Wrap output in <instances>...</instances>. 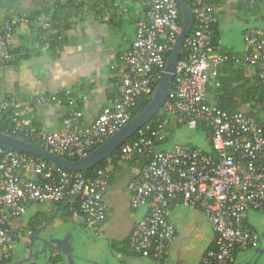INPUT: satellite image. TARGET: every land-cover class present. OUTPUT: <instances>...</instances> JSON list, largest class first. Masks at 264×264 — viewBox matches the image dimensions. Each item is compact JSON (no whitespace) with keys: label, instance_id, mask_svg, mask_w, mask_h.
Returning a JSON list of instances; mask_svg holds the SVG:
<instances>
[{"label":"built area","instance_id":"2783aa9c","mask_svg":"<svg viewBox=\"0 0 264 264\" xmlns=\"http://www.w3.org/2000/svg\"><path fill=\"white\" fill-rule=\"evenodd\" d=\"M64 2L65 0H59ZM81 11L91 6L100 10L108 22L111 8L123 9L121 0H80ZM206 0H192L193 26L183 41L182 57L176 65L173 89L161 107L164 118L144 125L136 138L123 144L115 155L127 163L135 156L148 161L128 185L130 207L147 208L129 238L132 254L155 261L165 259L177 229L169 218L173 201L195 208L206 218L213 234L214 249L207 251L200 264H232L237 249H255L260 243L257 230L248 224L249 212L264 213V121L243 113H227L209 95L220 65L225 62L258 67L264 74V29L249 28L243 36L244 51L223 54L212 45L214 8ZM260 4L264 0H250ZM143 14L135 26L130 48L112 68L120 70L118 95L105 107L96 121L80 123L81 101L70 91L62 96L38 93L30 98L4 96L0 91V114L10 119L12 134L68 160L81 159L113 136L132 118L137 99L149 94L158 84L174 42L181 32L180 9L174 0H141ZM49 28V23L25 15L0 22V73L11 58L12 40L19 25ZM44 104L67 105L70 111L60 131L35 127L26 113ZM175 120L190 130L204 125L208 130L202 150L175 145L162 151ZM204 132V131H203ZM112 161L109 159L94 176L73 173L46 160L0 147V264L14 254V247L32 232L17 221L27 208L44 202L72 198L67 221H80L90 228L101 227L107 219V187ZM60 264V263H47Z\"/></svg>","mask_w":264,"mask_h":264},{"label":"crops","instance_id":"0c3cea01","mask_svg":"<svg viewBox=\"0 0 264 264\" xmlns=\"http://www.w3.org/2000/svg\"><path fill=\"white\" fill-rule=\"evenodd\" d=\"M52 1L0 0V22L6 19L8 11L13 9L29 16L38 13V17L47 22L46 11L54 3ZM207 2L214 8V21L219 36L218 48L222 51L233 55L241 54L245 48L242 40L244 32L249 28L264 29V11L260 4H252L250 0H207ZM142 13V6L138 5L137 11L130 12L124 19L116 18L109 24L99 18L85 19L90 13L84 15L82 19L74 17L65 40L61 46L54 49L43 43V39L37 38L36 32L32 29L35 27L19 25L14 32L10 61L0 73L1 93L4 96H16L23 100L38 93L62 96L70 91L75 99L81 101L80 123L84 126L94 123L102 110L118 95L120 70L112 66L119 62L121 55L134 41L135 26ZM246 68L247 71L255 72L251 67ZM258 73L259 71L256 73L258 78L263 76L262 73L259 75ZM69 111L70 107L67 105L44 104L28 111L26 117L38 129L60 131ZM181 126L172 120L168 137ZM185 138L186 143L192 145L190 143L192 138L188 135ZM134 170V167L124 162L111 165L106 194L107 219L101 227L92 228L96 238L105 240L108 245L106 256L100 262L200 264L204 254L214 247V234L200 211L182 204L179 200L173 201L169 209V218L175 225L177 234L165 254V259L155 261L130 252L131 232L135 224L147 213L146 207L137 210H132L130 207L131 196L128 185L135 175ZM38 210H47V207L37 204L29 206L27 213L30 215L27 217L26 214L23 220L28 221ZM254 213L256 212H249L247 221L250 227L257 230L251 218ZM54 217L55 215L50 221ZM23 225L27 226V223L24 222ZM87 228L90 227L84 226L80 221L70 223L59 218L50 229L48 225L43 226L38 236L45 239L52 238L58 246L62 239L71 243L73 233L83 232ZM25 239L27 238L21 239L22 242L17 244L24 243ZM263 243L260 238L258 248L239 249L233 257L232 264H239L242 261L251 264L255 259L256 264H259L264 252L256 256L257 258L254 257L257 251L264 249ZM26 248L24 244V256L19 258V261L25 260ZM69 252L72 258L71 250ZM67 254L69 253L67 252L65 256ZM99 254L101 255L100 249L93 251L92 255L96 257ZM47 258L34 263L41 264ZM95 261L93 259L91 262L95 263Z\"/></svg>","mask_w":264,"mask_h":264},{"label":"trees","instance_id":"16d2710c","mask_svg":"<svg viewBox=\"0 0 264 264\" xmlns=\"http://www.w3.org/2000/svg\"><path fill=\"white\" fill-rule=\"evenodd\" d=\"M123 4V9L118 8H111V18L107 22L112 23L113 20L116 18L124 19L126 18L130 12H135L138 10V5L142 6L141 0H121ZM187 5L194 10L192 6V0H183ZM54 2L46 11L47 13V23H49V28L44 29L41 27L32 28L36 32L37 38L39 40L43 39V43L49 45L50 48H58L61 46V43L66 38V33L69 31L72 25V19L78 15L81 11L82 2L80 0H65L64 2H60L59 0H53ZM206 3L207 0L205 1ZM12 8V6H11ZM142 8V12H143ZM100 10L96 6H91L90 14H88L85 19L88 17L100 18ZM25 15L29 18H37L38 13L29 16L17 10H9L6 18L13 17V16H20ZM143 14V13H142ZM83 17V16H82ZM82 17L80 19H82ZM141 17V16H140ZM139 17V18H140ZM139 20V19H138ZM181 13H180V24H181ZM31 28V27H30ZM213 29V37H212V45L214 49L217 51L233 55L231 53L222 51L218 48V32L215 26V21L212 24ZM38 40V41H39ZM183 55V53H182ZM181 55V57H182ZM168 57L166 56V59ZM246 67H251L255 70L252 73L250 70L247 71ZM257 71H259L258 75L261 73L258 67L241 64V63H233V62H225L219 67L218 77L216 79V83L218 86H212L208 90V94L212 95L217 98V105L218 107L230 114L233 113H243L249 117H252L256 120V122L261 123L264 121V74L262 77L258 78ZM157 84L154 85L152 88L151 93L141 95L136 102V106L132 111V118L141 112L150 102L151 97L155 91ZM173 89V87H172ZM164 118V115L161 114V110L158 114L153 117L147 124L154 123L157 118ZM131 118V119H132ZM145 124V125H147ZM197 130L204 131L206 135H208V130L204 127V125H199ZM0 133H4L10 135L15 138H19V136L12 134L11 127H10V119L7 114H0ZM136 138V133L127 140L124 144H127L133 141ZM34 145L40 147L39 144ZM166 143L160 144L158 146V150L162 151L166 149ZM118 150L110 155L106 160L102 161L92 170L87 172H82L85 176L91 177L95 175V172L103 168L107 161L111 159L112 164L117 162L115 158L116 153ZM77 160V159H74ZM148 159L145 156H135L131 161L127 162L130 166L134 167L135 169H142L147 164ZM48 162V161H46ZM49 163V162H48ZM73 199L70 197L65 199L62 202H44L38 203L39 206H46L47 210H38L33 217H31L28 221L24 217L17 221L18 225H23L24 222L27 223V228L32 232V235L25 239L23 242L25 247H29L32 240L35 238L36 234H39L40 229L43 226L48 225V229L53 227V223L57 219H62L67 221L68 217L70 216V208L73 206ZM171 206V205H170ZM55 215L52 221H50L51 217ZM50 221V223H49ZM45 232V231H44ZM22 242V240L18 241ZM214 249L212 247L210 250ZM237 249L234 252L233 257L235 256ZM62 252L59 251L57 255H51L41 264L47 263H60L63 261L62 259ZM19 261V258L15 255V253L11 256L9 260L2 261L1 264H14ZM24 264H37L34 262H27Z\"/></svg>","mask_w":264,"mask_h":264},{"label":"water","instance_id":"95a60500","mask_svg":"<svg viewBox=\"0 0 264 264\" xmlns=\"http://www.w3.org/2000/svg\"><path fill=\"white\" fill-rule=\"evenodd\" d=\"M174 1L179 6L181 13V32L174 42L172 49L168 55L164 73L159 83L157 84L148 105L141 112L135 115L126 125L118 130L113 136H111L108 140H106L102 145L93 150L86 157L78 160L65 159L25 140L15 138L4 133H0V147L44 159L48 162L60 166L66 171L73 173L87 172L89 170H92L102 161L106 160L110 155L115 153L140 128H142L158 114L172 90L175 68L182 53L183 41L185 37L190 33L194 19L193 11L189 5H187L183 0ZM35 242H40L44 245L50 246L55 245L54 239H45L38 236V234H36L35 238L32 240L31 245H33ZM263 252L264 249L257 251L254 258H257ZM68 253V264H74L72 258L70 257L69 251ZM30 260L31 259L28 258L26 260L18 261L14 264H24L29 262ZM253 263L256 264V259L253 261Z\"/></svg>","mask_w":264,"mask_h":264},{"label":"rangeland","instance_id":"374dc122","mask_svg":"<svg viewBox=\"0 0 264 264\" xmlns=\"http://www.w3.org/2000/svg\"><path fill=\"white\" fill-rule=\"evenodd\" d=\"M186 135L192 138V141L190 142L192 145L199 147L200 149H205V150L208 149V145L205 142V133L200 130H190L184 125H182L176 131H173L172 133L169 134L166 148H171L175 145L193 147L192 145L186 143L187 142L185 138ZM29 215L30 214L27 213V217ZM252 215L253 216L251 218L253 220V224L261 236L260 237L261 241L264 242V235H263L264 213L262 214L254 213ZM72 237L73 238L71 243L62 239L58 244V248L61 249L63 253L61 254L63 259L61 264H68L67 256H65V254L70 250L74 264H107L108 263L107 261L100 262V260H102V258L106 256V250H108L107 242L105 240L102 239L100 240L96 238V235H94V231L92 228H87L83 232H75L73 233ZM99 249L101 255L99 254L96 257L92 255L93 251H97ZM14 253L18 258H23L24 243L16 244L14 247ZM93 259L96 260L95 263L91 262ZM239 264H248V261H242ZM259 264H264V257L260 260Z\"/></svg>","mask_w":264,"mask_h":264},{"label":"flooded vegetation","instance_id":"af4514ba","mask_svg":"<svg viewBox=\"0 0 264 264\" xmlns=\"http://www.w3.org/2000/svg\"><path fill=\"white\" fill-rule=\"evenodd\" d=\"M26 255L25 260L30 258L31 262H36L42 258H47L51 255H57L59 252L58 246L44 245L40 242H35L33 245L25 249Z\"/></svg>","mask_w":264,"mask_h":264}]
</instances>
